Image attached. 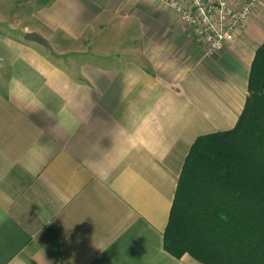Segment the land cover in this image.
<instances>
[{
  "label": "crops",
  "instance_id": "crops-1",
  "mask_svg": "<svg viewBox=\"0 0 264 264\" xmlns=\"http://www.w3.org/2000/svg\"><path fill=\"white\" fill-rule=\"evenodd\" d=\"M191 37L161 0H0V264H201L164 233L190 148L243 112L264 0L224 50Z\"/></svg>",
  "mask_w": 264,
  "mask_h": 264
},
{
  "label": "trees",
  "instance_id": "trees-1",
  "mask_svg": "<svg viewBox=\"0 0 264 264\" xmlns=\"http://www.w3.org/2000/svg\"><path fill=\"white\" fill-rule=\"evenodd\" d=\"M164 249L201 264H264V43L236 126L199 138L189 150Z\"/></svg>",
  "mask_w": 264,
  "mask_h": 264
},
{
  "label": "built area",
  "instance_id": "built-area-1",
  "mask_svg": "<svg viewBox=\"0 0 264 264\" xmlns=\"http://www.w3.org/2000/svg\"><path fill=\"white\" fill-rule=\"evenodd\" d=\"M191 28L209 54L224 50L245 27L258 0H161Z\"/></svg>",
  "mask_w": 264,
  "mask_h": 264
},
{
  "label": "water",
  "instance_id": "water-1",
  "mask_svg": "<svg viewBox=\"0 0 264 264\" xmlns=\"http://www.w3.org/2000/svg\"><path fill=\"white\" fill-rule=\"evenodd\" d=\"M24 39L28 42L37 43L48 48L50 47L48 41L38 33H26Z\"/></svg>",
  "mask_w": 264,
  "mask_h": 264
},
{
  "label": "rangeland",
  "instance_id": "rangeland-1",
  "mask_svg": "<svg viewBox=\"0 0 264 264\" xmlns=\"http://www.w3.org/2000/svg\"><path fill=\"white\" fill-rule=\"evenodd\" d=\"M68 46H70V45H68ZM60 52H61V50H60V47H59V49H58L57 52H53V56L56 57V58H57V57L59 58V57L61 56V55H60V54H61ZM71 53H72V52H66V54H68V55H70ZM185 256H187V257H191L190 255L186 254V255H184L182 258H184ZM191 258H192V257H191ZM195 262H197V261L195 260Z\"/></svg>",
  "mask_w": 264,
  "mask_h": 264
}]
</instances>
